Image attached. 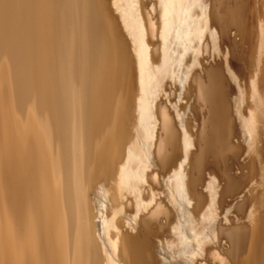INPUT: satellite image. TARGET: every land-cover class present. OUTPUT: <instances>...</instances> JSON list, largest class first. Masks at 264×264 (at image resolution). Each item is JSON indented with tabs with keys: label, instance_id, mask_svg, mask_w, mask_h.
<instances>
[{
	"label": "bare ground",
	"instance_id": "bare-ground-1",
	"mask_svg": "<svg viewBox=\"0 0 264 264\" xmlns=\"http://www.w3.org/2000/svg\"><path fill=\"white\" fill-rule=\"evenodd\" d=\"M0 264H264V0H0Z\"/></svg>",
	"mask_w": 264,
	"mask_h": 264
}]
</instances>
